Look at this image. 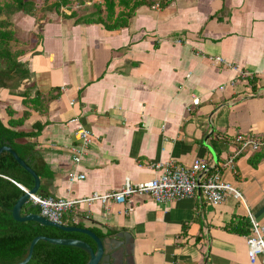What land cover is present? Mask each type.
<instances>
[{"label": "crops", "instance_id": "crops-1", "mask_svg": "<svg viewBox=\"0 0 264 264\" xmlns=\"http://www.w3.org/2000/svg\"><path fill=\"white\" fill-rule=\"evenodd\" d=\"M86 13L12 18L16 36L28 44L19 59L31 74L27 84L44 95L60 90L42 114L0 88L3 124L28 111L16 130L43 126L37 137L26 140L53 174L50 180L38 177L41 193L88 199L94 192L118 191L126 179L151 180L154 163L190 166L206 159L241 193L254 218L264 222V158L252 163L254 151L236 143L239 136L264 138V0L143 5L115 30L76 22ZM210 57L237 65L256 79L255 88ZM78 126L90 133L91 142L74 164ZM232 155L234 171L227 165ZM73 172L84 179L70 183ZM133 200L132 211L115 202H82L64 215V222L111 232L105 239L110 264H250L246 235L225 229L246 218L240 200L228 197L212 205L197 194L170 203L146 195ZM31 205L29 200L23 215L37 212ZM254 264H264L262 257Z\"/></svg>", "mask_w": 264, "mask_h": 264}, {"label": "trees", "instance_id": "trees-1", "mask_svg": "<svg viewBox=\"0 0 264 264\" xmlns=\"http://www.w3.org/2000/svg\"><path fill=\"white\" fill-rule=\"evenodd\" d=\"M90 0H43L42 5L35 0H0V88L8 89L14 95L22 98V103L39 113H46L48 104L59 97L60 90H52L47 95L35 90V84L28 85L31 74L19 59L28 52V44L20 41L12 18L23 13L25 16L34 17L36 12H56L65 18L78 16L76 10H71L72 5L86 10V14L76 19V22L101 24L107 30L125 27L135 10L143 5H157L166 7L172 0H102V3H93L92 11H88L86 3ZM119 9L118 12L116 9ZM61 9L71 11L65 14ZM25 83L23 91L15 92ZM255 78H249L248 84L255 88ZM34 91V92H33ZM10 117L12 110H7ZM29 112L24 111L20 118L9 119L7 125L0 120V147L8 144L9 147L30 167L40 179L50 180L52 172L35 156V144L26 142L42 131L43 126L36 124L30 132L16 130L28 118ZM259 147L252 155V163H257L264 158V138H255ZM236 143L240 145V142ZM34 185L33 177L26 172L13 158L11 153L0 154V264H16L22 261L28 252L33 238L46 236L50 238H71L88 243L95 249L94 241L88 236L76 232H63L53 227L41 226L33 222H17L13 219L11 210L17 200L24 194L20 188L31 189ZM43 196H47L42 194ZM65 223V219H62ZM68 226L83 228L82 225L67 222ZM94 232L101 240L112 235L102 233L99 229L87 228ZM226 230L237 235L250 233L249 221L241 217L230 222ZM201 238L198 236L197 239ZM89 255L84 251L70 246L52 245L38 241L31 259L26 264H86Z\"/></svg>", "mask_w": 264, "mask_h": 264}, {"label": "built area", "instance_id": "built-area-1", "mask_svg": "<svg viewBox=\"0 0 264 264\" xmlns=\"http://www.w3.org/2000/svg\"><path fill=\"white\" fill-rule=\"evenodd\" d=\"M181 43L180 39L175 40ZM204 57V56H203ZM210 60L225 68H230L238 73L239 80L249 79L250 75L240 71L237 65L229 63L221 57H210ZM237 81V80H236ZM235 81V82H236ZM194 105L198 104V99L192 100ZM76 135L79 144L72 149V162L78 164L86 154L91 142L90 133L81 126H78ZM240 142L239 149H251L255 151L259 147V142L255 138L237 137ZM235 155L228 157L227 165L234 169ZM155 173L154 178L143 182H131L126 179L124 185L118 191L107 193H92L91 197L83 200L62 199L40 194L30 195L29 200L39 209V214L49 221L66 225L62 219L64 215L71 211L80 203H91L99 201L107 205L109 202L126 204L128 211H132L135 206L133 197L136 195L149 196L156 203H170L173 201L192 198L194 195L204 197L212 205L224 202L228 197L240 200L246 208V218L249 221L250 233L245 236L248 246V258L250 264H254L257 257L261 256L264 262V222H259L254 218L248 207L245 205L241 193L229 182L224 181L216 167H213L206 159H198L190 166L180 165L173 161L157 162L152 165ZM84 175L70 173L68 180L70 183L83 180ZM24 192L26 189L20 187Z\"/></svg>", "mask_w": 264, "mask_h": 264}, {"label": "water", "instance_id": "water-1", "mask_svg": "<svg viewBox=\"0 0 264 264\" xmlns=\"http://www.w3.org/2000/svg\"><path fill=\"white\" fill-rule=\"evenodd\" d=\"M27 81H24L26 83ZM2 152H9L15 159V161L34 179V185L31 189L24 192V194L17 200L14 207L11 210L12 217L17 222H33L35 224L47 227H53L63 232H76L81 233L91 238L95 243V249H93L88 243L71 238H50L46 236H37L31 241L26 257L16 264H26L32 256L33 248L38 241H44L52 245L70 246L80 249L89 255V260L86 264H110V260L113 258L111 255H106V242L105 239L101 240L94 232L87 228H80L75 226H68L59 223H55L47 220L39 214V209L36 205L32 204L31 209L37 211L29 214H22L23 207L28 203L30 195L40 194V180L35 172L26 165V163L18 157V155L9 147L8 144L0 147V154ZM24 212V211H23Z\"/></svg>", "mask_w": 264, "mask_h": 264}, {"label": "rangeland", "instance_id": "rangeland-1", "mask_svg": "<svg viewBox=\"0 0 264 264\" xmlns=\"http://www.w3.org/2000/svg\"><path fill=\"white\" fill-rule=\"evenodd\" d=\"M35 1H37L38 3H39V5L41 4L42 5V3H43V0H35ZM53 0H50V2H52ZM73 2H74V0H72ZM93 3H102V0H90L89 2H87L86 3V7H88V11H92V4ZM76 4H73L72 5V8H71V10H76L77 11V13L78 12H80V13H86V10H83L82 9V7L81 8H77L76 6H75ZM64 11V10H63ZM41 12H43V11H41ZM40 11H38V12H36V14H35V16H37V14H39V13H41ZM19 39V38H18ZM25 42H27V41H25Z\"/></svg>", "mask_w": 264, "mask_h": 264}]
</instances>
